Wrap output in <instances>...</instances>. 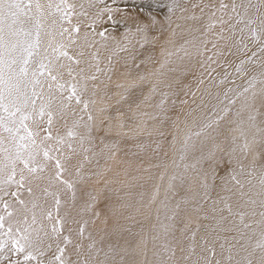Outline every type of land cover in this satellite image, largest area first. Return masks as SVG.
Instances as JSON below:
<instances>
[{"label": "snow or ice", "instance_id": "snow-or-ice-1", "mask_svg": "<svg viewBox=\"0 0 264 264\" xmlns=\"http://www.w3.org/2000/svg\"><path fill=\"white\" fill-rule=\"evenodd\" d=\"M114 5L0 0V264H137L129 255L145 257L140 264H264V61L223 100L212 91L231 57L251 51L238 76L264 57V0ZM189 74L207 81L199 98L184 84ZM145 134L154 147L132 154L144 153L148 167L137 171L148 175L133 180L160 181L136 207L155 214L151 259L143 240L105 249L106 231L98 240L89 230L101 200L115 215L112 196L125 199L112 187L129 186L121 173L109 178L128 154L122 141Z\"/></svg>", "mask_w": 264, "mask_h": 264}, {"label": "rangeland", "instance_id": "rangeland-1", "mask_svg": "<svg viewBox=\"0 0 264 264\" xmlns=\"http://www.w3.org/2000/svg\"><path fill=\"white\" fill-rule=\"evenodd\" d=\"M109 3H112V0H108ZM125 3L130 4L131 0H116V5L114 6H120L123 7ZM228 3H231V0L228 1ZM249 43V42H248ZM251 43H249V46ZM250 49L252 51H255V47L252 43ZM244 56V57H243ZM251 57V51L248 52H241L240 55L231 57V66H225L223 68H218L217 73L219 75L216 76V86L212 89L213 92H219L221 94V100H223L224 93L227 91V88L229 87H235L240 82H244L247 79L251 78L253 76V71H260L261 72V61H264V57H260L259 54H257V57L253 58L255 60V63H250L246 66L247 72L243 76H238L236 73V68L240 67V61L241 60H247ZM238 61V62H237ZM234 62V63H233ZM236 62V64H235ZM234 64L236 66H234ZM238 65V66H237ZM225 70L230 73L234 72L233 76H236V79L231 78V80L228 77V82L226 84H220L219 81L221 79H224V73ZM260 74V73H259ZM231 76V75H230ZM259 77V75L257 76ZM184 84L187 87H190L192 91L196 92L197 98L200 97L201 93L204 91L205 87L207 86V81L205 84H197L196 76L189 74L187 78L184 80ZM199 89V90H197ZM189 100H191V97H189ZM216 100H213L212 103H216ZM226 103V102H225ZM194 107V105H193ZM188 107L185 108V113L188 112ZM264 111V109H262ZM184 117L182 116L181 119ZM168 140L171 141V136L168 137ZM137 144H145L150 145L154 147V145L151 144V140L147 137L145 134L143 137H140L137 140H125L122 141V148L127 151V156H125L124 151H122L118 157V159L123 160L124 163L117 164L114 166V172L109 173V178H113L115 175V172H120L121 175L119 179L122 182H126L129 186L127 187H121L119 184L113 185L112 187L119 189V193L121 197H125V199L121 200L118 199L115 195L112 196V204L116 205V214L113 215L112 213L108 212L107 209L104 206L103 200H101V203L97 205L96 211L101 212V217L99 220L96 221L95 227L89 226V230L92 231L93 235L96 237V239L99 240L100 235H104L105 231L107 233V236L105 238L104 247L107 248L108 243H112L114 245L118 244L120 248H128L130 251L131 249L136 248L138 245H141V241L146 242V250L148 252V258L151 259L152 256V240L150 238L151 235H155L153 232V228L156 225V219L155 214L153 213L151 218H145V215L143 213V210H141V213L136 212V207H138V201L140 198V193L144 192L148 195L151 194L152 191H154L153 183H160L159 177H157V180L155 182L148 181L145 182L143 180H133V177H140V176H147L148 173H145L143 169L140 171H137V168H140L141 161H143V167H148V162L145 158V155L143 152H141L139 155H133L132 153L138 152L139 149L135 146ZM150 151V148H149ZM123 153V154H122ZM172 155L170 154L167 160V163L169 165L172 164ZM160 161L156 160L155 158L152 159L151 163L155 165L156 163H159ZM178 162V157H177ZM259 163H264V161H258ZM127 168V177L123 175V172ZM174 169L169 167L167 170V174H171V172ZM165 170L163 168H152V172L155 173H162ZM143 185V186H142ZM103 187V185H101ZM166 187V184L161 188V198L164 194V188ZM183 195V192H179L175 196V200L179 201L180 197ZM148 196H145V200H147ZM132 204V208H126V207H119L121 204ZM153 207H156V205H153ZM108 217V223L107 227L105 229V226L102 223V220L104 217ZM258 219V217H257ZM200 224H206L210 223V221L207 220H200ZM196 224L192 225V228L195 229ZM144 229V232L141 233V229ZM229 236L234 235V233L227 234ZM197 240H199V236L197 237ZM222 242V241H221ZM219 243H217L216 247L219 248ZM199 251V248L197 249ZM179 255V253H178ZM126 260H135L137 264H140L141 261L145 259V257L140 255L135 256H126ZM73 259L75 257L73 256Z\"/></svg>", "mask_w": 264, "mask_h": 264}, {"label": "bare ground", "instance_id": "bare-ground-1", "mask_svg": "<svg viewBox=\"0 0 264 264\" xmlns=\"http://www.w3.org/2000/svg\"><path fill=\"white\" fill-rule=\"evenodd\" d=\"M229 0H225V2H228ZM249 43H251V45H252V42H250L249 41ZM251 45L249 46V48L251 47ZM244 57V56H243ZM231 60H234V59H231ZM248 60V59H247ZM238 62V61H237ZM234 63V62H233ZM235 64H236V62H235ZM234 64V66H236ZM232 65V64H231ZM238 66V65H237ZM261 70V69H260ZM259 73H260V71H253V75H256V76H258L259 75ZM230 75L231 76H229V79L231 80V78H233V79H236V76H233L234 75V72L232 73V72H230ZM228 79V80H229ZM250 79V78H249ZM247 81H248V79L246 80V81H244V82H240L238 85H246L247 84ZM123 154V153H122Z\"/></svg>", "mask_w": 264, "mask_h": 264}]
</instances>
